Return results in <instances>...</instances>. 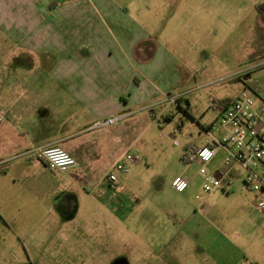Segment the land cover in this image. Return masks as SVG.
<instances>
[{
  "label": "rangeland",
  "instance_id": "rangeland-1",
  "mask_svg": "<svg viewBox=\"0 0 264 264\" xmlns=\"http://www.w3.org/2000/svg\"><path fill=\"white\" fill-rule=\"evenodd\" d=\"M109 1L153 36L145 45L171 51L181 63L179 74L193 59L195 88L166 93L183 96V106L170 104L165 94L147 101L145 88L142 103L124 113L126 150L93 173L64 177L37 158L3 156L0 264H262L264 213L243 179L234 180L235 191L207 195L215 199L213 210L190 224L170 209L174 180L201 177V164L186 163L184 155L203 144L204 124L217 121L209 99L231 103L248 93L264 106V0ZM127 155L141 162L130 164ZM224 156L220 151L207 170L218 175ZM121 161L129 173L115 169ZM110 173L118 179L113 187Z\"/></svg>",
  "mask_w": 264,
  "mask_h": 264
},
{
  "label": "crops",
  "instance_id": "crops-1",
  "mask_svg": "<svg viewBox=\"0 0 264 264\" xmlns=\"http://www.w3.org/2000/svg\"><path fill=\"white\" fill-rule=\"evenodd\" d=\"M150 37L126 9L109 0H0V160L5 155L36 158L31 153L36 148L60 147L81 167L74 174L58 172L78 178L126 150L121 123L97 128L98 122L142 103L145 88L147 101L195 88L193 59L179 74L181 63L169 49L144 44ZM186 104L189 110L191 103ZM100 130L107 132L97 134ZM235 179L242 183L243 175L231 172L222 191L231 192ZM188 181L182 193L173 188L177 198L170 213L190 224L200 213H210L215 199H196L202 176Z\"/></svg>",
  "mask_w": 264,
  "mask_h": 264
},
{
  "label": "built area",
  "instance_id": "built-area-1",
  "mask_svg": "<svg viewBox=\"0 0 264 264\" xmlns=\"http://www.w3.org/2000/svg\"><path fill=\"white\" fill-rule=\"evenodd\" d=\"M165 97L170 104L178 106L183 99V96H166V94ZM209 101L214 111L218 113L217 121L206 128L207 137L203 145L195 146L191 152L184 155L186 163L201 164L202 193L197 195L196 199L205 201L206 195L219 189L227 190L230 185V173L240 169L243 172L245 187L260 196L257 205L264 213V106L259 105L248 93L241 94L227 106L214 98H210ZM127 118L129 115L117 114L101 120L96 127L117 126ZM2 120L0 117V121ZM220 151L225 153L223 169L218 171L220 172L218 175H214L206 166L218 157ZM31 153L52 170L67 172L81 167L78 160L60 147H39ZM126 160L130 164L141 162L139 156L132 155H127ZM115 169L125 173L130 172L129 166L122 161L115 166ZM117 181L115 173L108 175L107 182L110 185H114ZM172 186L177 192L182 193L188 189L190 183L184 176H179Z\"/></svg>",
  "mask_w": 264,
  "mask_h": 264
},
{
  "label": "trees",
  "instance_id": "trees-1",
  "mask_svg": "<svg viewBox=\"0 0 264 264\" xmlns=\"http://www.w3.org/2000/svg\"><path fill=\"white\" fill-rule=\"evenodd\" d=\"M259 11H260V13L264 14V4H262V5L259 6ZM186 110H188V108ZM167 118L169 119L170 117L168 116Z\"/></svg>",
  "mask_w": 264,
  "mask_h": 264
},
{
  "label": "flooded vegetation",
  "instance_id": "flooded-vegetation-1",
  "mask_svg": "<svg viewBox=\"0 0 264 264\" xmlns=\"http://www.w3.org/2000/svg\"><path fill=\"white\" fill-rule=\"evenodd\" d=\"M71 204V203H70ZM72 205H70V206H67V209H69V210H71L72 209Z\"/></svg>",
  "mask_w": 264,
  "mask_h": 264
}]
</instances>
